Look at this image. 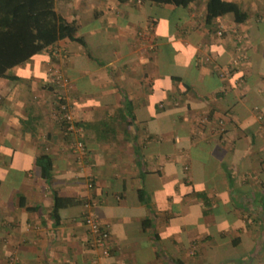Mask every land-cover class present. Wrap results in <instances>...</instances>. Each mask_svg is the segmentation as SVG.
<instances>
[{"label": "crops", "instance_id": "1", "mask_svg": "<svg viewBox=\"0 0 264 264\" xmlns=\"http://www.w3.org/2000/svg\"><path fill=\"white\" fill-rule=\"evenodd\" d=\"M234 1L243 21L205 24L201 6L55 0L83 44L58 39L56 57L43 50L0 78L12 264H264V0ZM49 67L68 80L81 151L48 118ZM54 195L78 201L53 217ZM85 211L108 229L107 254Z\"/></svg>", "mask_w": 264, "mask_h": 264}, {"label": "trees", "instance_id": "2", "mask_svg": "<svg viewBox=\"0 0 264 264\" xmlns=\"http://www.w3.org/2000/svg\"><path fill=\"white\" fill-rule=\"evenodd\" d=\"M117 1L122 3L130 0ZM131 1H138L144 5L171 4L181 8H187L189 5L201 6L205 24H211L215 18L225 13H230L235 22H241L248 16V12L234 0ZM55 3V0H0V78L12 79L14 75L9 73L10 68L26 62L43 50L54 58L56 52L54 44L58 39L66 38L83 44V37L77 34L75 18H68L58 12ZM51 86L55 88L54 85H49ZM64 123L62 119L60 122L62 130ZM74 126H77L75 121ZM36 162L40 166V175L48 178L51 168L50 158L45 154H39ZM77 201L67 196L54 195L51 214L57 217L59 207Z\"/></svg>", "mask_w": 264, "mask_h": 264}, {"label": "built area", "instance_id": "3", "mask_svg": "<svg viewBox=\"0 0 264 264\" xmlns=\"http://www.w3.org/2000/svg\"><path fill=\"white\" fill-rule=\"evenodd\" d=\"M49 81L53 87L58 88L56 93H54V101L50 112H48V117L51 120L59 121L63 119L65 121L63 126V133L72 135L73 139L70 142V149L72 151H81L84 148L83 142L77 138V130L73 123L72 115L67 107L65 96L63 91L66 90L68 80L57 67H49ZM90 185V183L88 184ZM83 221L86 224L88 231L91 234L92 245L101 247L104 254L108 253L107 240L109 238V231L102 223H100L91 212L85 211L83 214ZM92 264H96L95 260H91Z\"/></svg>", "mask_w": 264, "mask_h": 264}, {"label": "rangeland", "instance_id": "4", "mask_svg": "<svg viewBox=\"0 0 264 264\" xmlns=\"http://www.w3.org/2000/svg\"><path fill=\"white\" fill-rule=\"evenodd\" d=\"M78 1H80L79 2V6L81 7L82 11H85L86 9H89L90 5L93 4L91 2V0H78ZM244 3H245V0H241V4H244ZM80 11L81 10L79 9L78 13ZM57 49L58 48L56 46L55 57L57 55L56 53H59V49H58V51H57ZM2 190H4V188ZM5 192L7 193V200H8L7 202L12 203V190H8V191H5ZM7 205L9 206L10 204H7ZM0 207L2 208L1 210H3V211L5 209H7L6 208L7 206H5L4 203H1ZM10 207H12V206H10ZM0 213H1V211H0ZM3 232H4V230L0 229V264H12V249H11L12 246L11 245L9 246L10 239H11V242H12V237L8 238L7 237L8 233L3 234Z\"/></svg>", "mask_w": 264, "mask_h": 264}]
</instances>
